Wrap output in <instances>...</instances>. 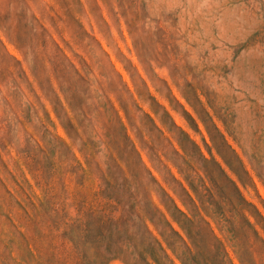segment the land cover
<instances>
[{"label":"rangeland","instance_id":"rangeland-1","mask_svg":"<svg viewBox=\"0 0 264 264\" xmlns=\"http://www.w3.org/2000/svg\"><path fill=\"white\" fill-rule=\"evenodd\" d=\"M147 258L264 264V0H0V264Z\"/></svg>","mask_w":264,"mask_h":264},{"label":"trees","instance_id":"trees-1","mask_svg":"<svg viewBox=\"0 0 264 264\" xmlns=\"http://www.w3.org/2000/svg\"><path fill=\"white\" fill-rule=\"evenodd\" d=\"M168 223V222H167ZM169 224V223H168ZM169 226L171 227V229L173 230V228H172V226L169 224ZM173 232L175 233V234H177L179 237H180V239H181V241L186 245V241L179 235V233L178 232H175L174 230H173ZM156 243L160 246V249L164 252V253H166V251L164 250V248H163V246H162V244L159 242V241H156ZM219 243V242H218ZM220 244V246H222V244L221 243H219ZM169 246H170V244H168ZM171 247V246H170ZM172 248V247H171ZM173 250L175 249V248H172ZM175 251V250H174ZM167 255V254H166ZM167 258H169L168 257V255H167ZM147 261H148V263L150 264V261H149V259L147 258ZM183 261V260H182ZM184 262V261H183ZM241 262L244 264V261L241 259Z\"/></svg>","mask_w":264,"mask_h":264}]
</instances>
